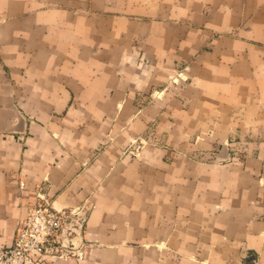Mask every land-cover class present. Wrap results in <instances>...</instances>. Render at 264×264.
<instances>
[{
    "label": "crops",
    "instance_id": "1",
    "mask_svg": "<svg viewBox=\"0 0 264 264\" xmlns=\"http://www.w3.org/2000/svg\"><path fill=\"white\" fill-rule=\"evenodd\" d=\"M40 197L57 264H264V0H0V244Z\"/></svg>",
    "mask_w": 264,
    "mask_h": 264
},
{
    "label": "built area",
    "instance_id": "2",
    "mask_svg": "<svg viewBox=\"0 0 264 264\" xmlns=\"http://www.w3.org/2000/svg\"><path fill=\"white\" fill-rule=\"evenodd\" d=\"M19 185L22 188L24 183ZM85 217V210L56 209L48 198H37L18 222L11 244H0V264H57L81 260L83 253L78 239Z\"/></svg>",
    "mask_w": 264,
    "mask_h": 264
},
{
    "label": "rangeland",
    "instance_id": "3",
    "mask_svg": "<svg viewBox=\"0 0 264 264\" xmlns=\"http://www.w3.org/2000/svg\"><path fill=\"white\" fill-rule=\"evenodd\" d=\"M136 144V143H135ZM227 146L229 145L230 146V148L232 149V150H238L239 149V146L235 143V142H232V141H230V144H226ZM130 152H134L135 150H136V146H130ZM135 153V152H134Z\"/></svg>",
    "mask_w": 264,
    "mask_h": 264
},
{
    "label": "water",
    "instance_id": "4",
    "mask_svg": "<svg viewBox=\"0 0 264 264\" xmlns=\"http://www.w3.org/2000/svg\"><path fill=\"white\" fill-rule=\"evenodd\" d=\"M76 241H77V240H75V242H76ZM73 242H74V241H73ZM75 242H74V245L77 243V242H76V243H75Z\"/></svg>",
    "mask_w": 264,
    "mask_h": 264
}]
</instances>
